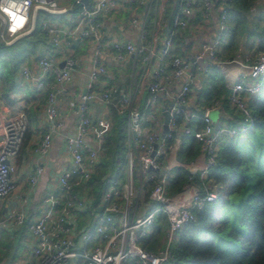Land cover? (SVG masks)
<instances>
[{
	"label": "built area",
	"instance_id": "1",
	"mask_svg": "<svg viewBox=\"0 0 264 264\" xmlns=\"http://www.w3.org/2000/svg\"><path fill=\"white\" fill-rule=\"evenodd\" d=\"M135 1L125 0L130 10L128 22L136 28L137 37L132 41L108 37L103 29L105 20L122 9L118 0H89L88 4L81 0H0V43L9 45L39 26L50 47L38 48L32 54L36 71L29 64L31 60L22 61L16 71L19 82L35 89L48 86L43 107L47 121L32 147L34 154H47L59 130L57 96L62 94L76 104V121L63 137L69 163L44 190L37 216L26 219L28 195L17 210L0 215V227L24 225L31 240L27 261L14 264H129L133 260L171 264L168 247L150 250L140 245V240L150 236L161 212L166 216L168 242L183 225L195 220V211L217 195V189H210L213 182L206 178L220 141L238 136L251 124L245 101L262 90L264 49L250 62L239 61L242 70L229 86L228 103L242 117H219L213 123L208 111L218 105L201 106L192 88L195 78L206 80L210 63L226 61H219L217 56L218 45L228 35L225 6L219 11L218 32L211 41L189 54H172L173 32L186 26L192 1L180 0L164 36L160 34L167 0H149L153 5L150 20L146 13L134 12ZM146 1L141 2L145 5ZM212 1L204 0V7ZM78 41L88 43L90 68L83 90L76 95L66 83L78 63L74 48ZM122 51L140 63L143 87L120 89L112 84L97 89L95 84L106 73L103 57L112 54L122 60ZM59 59L63 61L61 67ZM94 98L127 116L123 156L99 175L97 195L89 190V180L101 169L113 119L110 113H89ZM164 111L168 116L165 129ZM27 127L28 117L22 107L8 115L0 114V203L14 189L16 158ZM187 136L199 145V151L189 162H182L177 152ZM177 166L190 172L188 182L169 192ZM41 171L40 164H35L28 175L29 187Z\"/></svg>",
	"mask_w": 264,
	"mask_h": 264
},
{
	"label": "trees",
	"instance_id": "2",
	"mask_svg": "<svg viewBox=\"0 0 264 264\" xmlns=\"http://www.w3.org/2000/svg\"><path fill=\"white\" fill-rule=\"evenodd\" d=\"M224 6L228 41L227 48L217 54L218 58H235L239 34L243 35V41L255 37L257 51L263 50L264 0H227ZM179 7L180 0H170L164 17L171 18ZM44 37L41 28L35 26L30 34L9 45L0 43V97L5 105L14 104L15 98L11 95L20 89L16 71L25 59L26 47H19V41L27 43L34 53L47 45ZM217 70L211 65L207 71L198 96L201 106L214 105L223 94L221 100L227 107L225 95L228 88L216 74ZM245 102L251 118L250 126L238 136L220 141L215 163L207 174L206 180L220 186L216 197L196 210L195 220L183 225L173 239L161 247H168L171 264H264V82L260 93L248 96ZM30 107L24 111L31 119L38 103L32 102ZM110 114L113 127L105 141L106 152L101 169L89 180L88 188L96 195L99 175L120 162L125 147L127 116L116 113L112 108ZM198 151L199 145L187 136L178 149L177 158L189 162ZM175 172L168 186L169 192L182 188L188 182L190 172L186 167L177 166ZM166 224V216L161 212L154 220V230L160 233ZM149 237L143 246L152 250L153 242ZM231 244L236 247L225 249L224 246Z\"/></svg>",
	"mask_w": 264,
	"mask_h": 264
},
{
	"label": "crops",
	"instance_id": "3",
	"mask_svg": "<svg viewBox=\"0 0 264 264\" xmlns=\"http://www.w3.org/2000/svg\"><path fill=\"white\" fill-rule=\"evenodd\" d=\"M118 1L123 7L120 11L105 20L103 28L105 34L111 38L123 37L135 41L137 37L136 28H132L128 22L130 10L125 5V0ZM141 1L144 2L145 0H136L132 5V9L137 14L142 15V13H146L147 20H150L153 5H150L149 0L145 2V5ZM169 1L170 0H167L165 4L166 7ZM191 1V14L188 16L186 26L184 28H178L176 29L177 31L173 32L174 42L171 45L172 54L179 52H185L189 54L192 51L197 50L203 42L211 41L218 32L219 11L222 6L227 3V0H213L209 7H204V0ZM52 18L54 17L52 16ZM169 20L170 18L163 16V28L160 36H164ZM227 41L228 39L220 42L218 45L217 54L221 50L224 51L227 48ZM74 44L75 54L79 55V59L77 65L72 70L70 80L66 83V88L70 92L77 95L83 90L86 83L87 73L90 68V55L87 42L78 41ZM44 48L49 49L50 47L47 44ZM240 51L241 52L237 54L235 58L229 59L230 61H227L228 59H224L226 61L222 63H210L211 65H214L216 68H218L216 74L222 78L224 86L228 88V91L225 95L227 107L224 106V103L221 100L223 98V94L220 95V99L216 100L215 104L221 105L224 112L228 116L234 117V119H238L239 117H236L235 114L237 109L228 103L227 96L229 93V86L237 79L239 72L242 70L239 61H246V59L247 61H252L256 55L255 53L254 57L251 56V58H249V54L244 52L243 46H241ZM122 53L124 54L122 60L115 59L112 54L105 55L103 57L106 65V73L100 76V80L95 84L97 89H102L112 84H117L120 89H135L137 87H143L140 63L136 61L133 56L129 54L127 55L125 51H122ZM56 54L59 55L58 52H56ZM219 61L223 60L219 59ZM60 63L62 64L60 65ZM231 63H236V65ZM29 64L31 68L36 71L35 62L31 60ZM62 65L63 61L59 59V66L61 67ZM48 81H52V76L49 77ZM204 82L205 81L196 78L193 81L192 88L197 95V100L200 89ZM18 83L20 85V89L11 95L13 98H15L14 104L11 106H7L5 104L0 105V114H11L7 111H10V109L15 111L22 106L29 108L32 102L38 103V109L34 111L35 115H33L31 119L28 118V127L26 132L27 136L25 138L22 150L19 156L16 158L17 172L14 176V189L11 194L0 203V215L17 210L20 205H22L23 198L28 195V200L24 203V208L26 210V219H30L36 217L39 213V201L44 190L48 186L54 184V180L58 172L62 167L69 163V157L64 149L63 137L67 132L72 130V127L76 121V104L74 100H71V98H64L62 94L57 96L59 109L58 119L61 123L59 130L54 134L50 149L47 154L43 156L36 155L32 152V147L39 141L41 135L44 132V127L47 121L43 112V107L46 101L48 86L45 85L40 89H35L32 88L27 82L18 81ZM143 93H146V91ZM88 111L91 114H107L110 113V107L99 98H94L89 103ZM90 142L94 143L92 140ZM35 164H40L42 171L39 174L35 184L32 187H29L28 175L33 171ZM0 229H6L8 234L12 235V241L14 243L18 239L17 242L26 245V259H24L22 262L27 261L31 240L25 232L24 225L12 229L7 227H0ZM21 233L24 235L25 242L23 239L19 240L18 234L21 236Z\"/></svg>",
	"mask_w": 264,
	"mask_h": 264
},
{
	"label": "rangeland",
	"instance_id": "4",
	"mask_svg": "<svg viewBox=\"0 0 264 264\" xmlns=\"http://www.w3.org/2000/svg\"><path fill=\"white\" fill-rule=\"evenodd\" d=\"M244 34V33H243ZM238 48L236 49V54H239L241 51V46L244 47V52L249 54V58H251V56L254 57V54L257 53L255 51H257V44H256V39L255 37H251L246 39L245 41H243L242 39H244L243 35L239 34L238 35ZM19 47H26L25 48V59L24 60H31L32 54L33 52L30 51L27 43H24L23 41L18 43ZM27 53V54H26ZM254 60V58H253ZM250 62V61H249ZM236 65V63H231ZM22 106V105H21ZM20 107V106H19ZM22 108H25L24 106H22ZM31 107L29 108L28 111H30ZM8 113H13L14 110L7 111ZM235 114L239 117H242V113L239 110L235 111ZM29 117V116H28ZM32 117V116H31ZM30 122V120H29ZM224 142V141H223ZM17 172V171H16ZM206 184H208V182H206ZM213 187L210 184V189L214 188V189H219L220 186L216 185L215 183H213ZM214 216H216L214 214ZM167 223V222H166ZM167 228V224L166 227L163 228L162 232H158L157 230H154L153 227V231L152 233L156 234L153 236L151 235L150 241L153 242L152 244V250L154 249H161L162 245L166 242V236H165V231ZM21 232V231H20ZM14 233V232H13ZM19 236V240L23 239L24 240V235L21 233V236L18 234ZM17 236V237H18ZM12 235L8 234V231L6 229H0V264H14V263H18V262H22L24 259H26V245L24 244H20V242H17V240L15 241V243L12 241ZM148 240V237H145L144 239L140 240V245H144V243H146V241ZM25 242V240H24ZM225 249H233L234 247H236L235 244H231V245H226L224 246ZM129 264H140L137 260H133L131 262H129Z\"/></svg>",
	"mask_w": 264,
	"mask_h": 264
},
{
	"label": "water",
	"instance_id": "5",
	"mask_svg": "<svg viewBox=\"0 0 264 264\" xmlns=\"http://www.w3.org/2000/svg\"><path fill=\"white\" fill-rule=\"evenodd\" d=\"M84 4H88L89 0H81ZM62 63H60L61 65ZM164 115V125L163 128H166V122H167V112H163ZM208 116L211 118L212 122L215 123L216 119L221 117V118H228V115L224 112L223 108L221 105H218L214 108L209 109L208 111Z\"/></svg>",
	"mask_w": 264,
	"mask_h": 264
}]
</instances>
